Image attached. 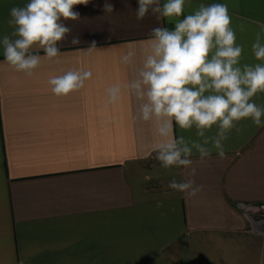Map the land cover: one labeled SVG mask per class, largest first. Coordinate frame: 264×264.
<instances>
[{"label":"crops","instance_id":"obj_1","mask_svg":"<svg viewBox=\"0 0 264 264\" xmlns=\"http://www.w3.org/2000/svg\"><path fill=\"white\" fill-rule=\"evenodd\" d=\"M26 2L0 0V35L11 31L10 8ZM212 3L228 6L241 63H257L251 44L264 0H191L185 14ZM137 8L138 0H81L79 18L63 21L71 32L61 55L32 76L11 68L0 48V264H264V238L247 232L238 207L264 203V127L241 121L225 141L226 159L213 149L201 162L194 150L203 185L195 197L168 188L188 170L156 159L153 123L137 118L139 102L124 87L139 57L134 66L120 58L139 52L151 29L173 25L151 11L137 21ZM71 69L92 78L55 96L49 77ZM116 84L121 99L108 104ZM255 101L264 104V93ZM176 135L196 139L194 129Z\"/></svg>","mask_w":264,"mask_h":264},{"label":"clouds","instance_id":"obj_2","mask_svg":"<svg viewBox=\"0 0 264 264\" xmlns=\"http://www.w3.org/2000/svg\"><path fill=\"white\" fill-rule=\"evenodd\" d=\"M190 3L138 0L137 21L151 11L158 21L173 26L151 29L145 46L139 52L127 50L120 62L134 66L139 57L136 76L124 87L139 102L137 118L153 123L156 159L163 168L188 170L183 181L172 179L168 188L195 197L203 185L194 179V150L201 162L211 158L213 149L218 158L226 159L225 141L233 130L241 131V121L250 119L253 126L264 127V104L255 101L258 93H264V25L251 44L258 62L242 64L244 46L237 43L228 6L200 4L185 14ZM78 4L81 0H27L10 8L6 23L11 31L0 35L4 61L15 71L32 76L43 59L58 58V44L71 32L63 21L79 18L74 11ZM106 9L111 11V6ZM71 43L78 44L79 39L74 37ZM95 48L93 43L87 51ZM91 78L90 70L71 69L50 76L47 83L55 96L63 97L83 89ZM106 93L107 103L116 104L121 85L108 87ZM177 128L183 132L194 129L196 139L177 136ZM213 128L215 133L209 135Z\"/></svg>","mask_w":264,"mask_h":264},{"label":"built area","instance_id":"obj_3","mask_svg":"<svg viewBox=\"0 0 264 264\" xmlns=\"http://www.w3.org/2000/svg\"><path fill=\"white\" fill-rule=\"evenodd\" d=\"M238 207L248 222L247 232L264 238V203H240Z\"/></svg>","mask_w":264,"mask_h":264}]
</instances>
